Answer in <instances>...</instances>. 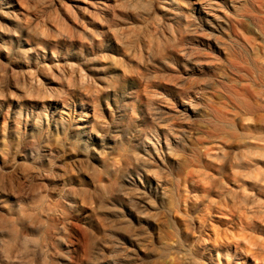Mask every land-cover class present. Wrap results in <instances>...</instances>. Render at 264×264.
Wrapping results in <instances>:
<instances>
[{
    "label": "rangeland",
    "instance_id": "374dc122",
    "mask_svg": "<svg viewBox=\"0 0 264 264\" xmlns=\"http://www.w3.org/2000/svg\"><path fill=\"white\" fill-rule=\"evenodd\" d=\"M0 10V264H264V0Z\"/></svg>",
    "mask_w": 264,
    "mask_h": 264
},
{
    "label": "bare ground",
    "instance_id": "6f19581e",
    "mask_svg": "<svg viewBox=\"0 0 264 264\" xmlns=\"http://www.w3.org/2000/svg\"><path fill=\"white\" fill-rule=\"evenodd\" d=\"M1 11V10H0ZM2 13V12H1ZM7 16V15H6ZM6 16H4V17H6ZM7 19H9V18H7Z\"/></svg>",
    "mask_w": 264,
    "mask_h": 264
}]
</instances>
